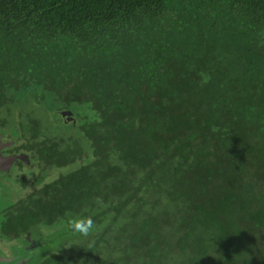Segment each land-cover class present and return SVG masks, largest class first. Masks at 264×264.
<instances>
[{
    "label": "trees",
    "instance_id": "obj_1",
    "mask_svg": "<svg viewBox=\"0 0 264 264\" xmlns=\"http://www.w3.org/2000/svg\"><path fill=\"white\" fill-rule=\"evenodd\" d=\"M0 129L32 264H264V0H0Z\"/></svg>",
    "mask_w": 264,
    "mask_h": 264
},
{
    "label": "rangeland",
    "instance_id": "obj_2",
    "mask_svg": "<svg viewBox=\"0 0 264 264\" xmlns=\"http://www.w3.org/2000/svg\"><path fill=\"white\" fill-rule=\"evenodd\" d=\"M38 114L39 116H41L44 122L48 123L50 117L46 111L40 109ZM3 176V174L0 175V217H2L3 213L10 205L16 203L22 196L26 194L27 191V189L22 188L21 182H18L17 184L14 177L5 179ZM10 184H12V186ZM44 235L47 236L46 241H44L45 238L42 235L43 238H41V236H38L35 238L36 240L34 244H30L31 249L29 251L31 252H29L28 250H26L28 252H25L24 250V248L28 244L26 242L30 241L29 238L26 239L27 241L7 240L6 238H4L3 240L0 238V256L5 257V260L0 259V264H32L34 263V258L36 259V256L34 255L41 256L43 252H45L44 254H46L47 252L50 254L52 251H57L59 253L66 254V248L64 245L67 243V239L69 238V236L65 235L64 231H59L52 235H47L46 233H44ZM40 242H42V244H40ZM19 252L21 257L19 258L20 263H15L17 260V258L15 257L19 255ZM40 256H38V258H40Z\"/></svg>",
    "mask_w": 264,
    "mask_h": 264
},
{
    "label": "flooded vegetation",
    "instance_id": "obj_3",
    "mask_svg": "<svg viewBox=\"0 0 264 264\" xmlns=\"http://www.w3.org/2000/svg\"><path fill=\"white\" fill-rule=\"evenodd\" d=\"M67 112L69 113V115L64 117L63 114ZM59 113L61 114L62 118L65 120L66 123L75 122L74 112L71 109L60 110ZM0 153H1L0 173L4 175L3 177L5 179L14 177L18 184V182L20 183L22 180L28 178L27 175L30 174V169L32 167L30 155L26 152H22L17 146V141L15 139H12V137H10L8 134L5 133V131L1 129H0ZM22 156H28V160H26L25 157L21 159ZM10 185L12 186V184ZM3 221H4V215L0 217V238L4 240V237L1 234V226H2ZM28 238L30 239V241L26 240ZM7 240H10V239H7ZM24 240H26L27 241L26 243H28L26 245V248L29 251L31 249V245L34 244L36 239L33 238L30 234L29 236L27 235V237L24 238ZM40 244H42V242H40ZM18 254L19 255L15 257L17 258V260L15 259L16 260L15 263H20V260H19V258H21L20 252ZM0 259L5 260V257L0 256Z\"/></svg>",
    "mask_w": 264,
    "mask_h": 264
},
{
    "label": "water",
    "instance_id": "obj_4",
    "mask_svg": "<svg viewBox=\"0 0 264 264\" xmlns=\"http://www.w3.org/2000/svg\"><path fill=\"white\" fill-rule=\"evenodd\" d=\"M68 115H69L68 112L63 114L64 117H66V116H68ZM0 155H1V153H0ZM23 157H25V159L28 160V156H22L21 159H22Z\"/></svg>",
    "mask_w": 264,
    "mask_h": 264
}]
</instances>
